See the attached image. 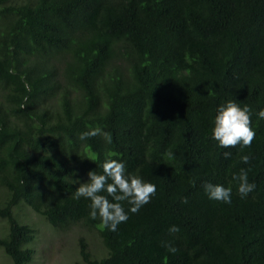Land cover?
<instances>
[{
    "label": "trees",
    "instance_id": "16d2710c",
    "mask_svg": "<svg viewBox=\"0 0 264 264\" xmlns=\"http://www.w3.org/2000/svg\"><path fill=\"white\" fill-rule=\"evenodd\" d=\"M227 101L252 109L250 148L212 138ZM261 109L264 0H0V247L12 264L34 259L26 205L96 236L103 253L81 235L76 264H264ZM94 128L112 143L79 139ZM108 159L157 188L137 213L123 202L115 232L75 198ZM241 169L256 185L246 198ZM205 183L230 187L231 203L209 199Z\"/></svg>",
    "mask_w": 264,
    "mask_h": 264
},
{
    "label": "clouds",
    "instance_id": "9594fccd",
    "mask_svg": "<svg viewBox=\"0 0 264 264\" xmlns=\"http://www.w3.org/2000/svg\"><path fill=\"white\" fill-rule=\"evenodd\" d=\"M24 87L31 91V85L27 82ZM23 99L24 103L20 105L21 108L27 105L28 97L25 96ZM257 116L264 119V109L259 110ZM96 136H102L107 143H112V135L100 128L82 132L79 139L86 140ZM255 136L256 133L252 128V109L248 105L241 107L234 101H227L226 104L218 108L212 138L218 142L219 147L226 149L237 146L241 149L250 148ZM223 155L225 159H229L232 153L226 151ZM241 160L245 164H250L251 156L243 155ZM102 168V174H97L94 171L88 173L89 180L77 187L75 198L83 197L90 200V217L92 219L99 217L102 229L106 228L115 232L119 224L128 220V211L137 213L156 195L157 188L155 184L146 182L139 176L128 174L122 160L108 159L103 163ZM233 179L238 182L237 191L241 198H246L255 190L256 185L249 182L247 170L241 169L239 174L233 176ZM203 187L209 199L231 203L232 189L230 187L213 183H205ZM108 197L112 199L109 200ZM123 202L130 205L128 211H125ZM183 202H188L186 197ZM179 230L176 225L169 228V232L172 234L178 233ZM164 247L170 253L178 251L171 243L166 242ZM78 256L80 259L79 250Z\"/></svg>",
    "mask_w": 264,
    "mask_h": 264
},
{
    "label": "rangeland",
    "instance_id": "374dc122",
    "mask_svg": "<svg viewBox=\"0 0 264 264\" xmlns=\"http://www.w3.org/2000/svg\"><path fill=\"white\" fill-rule=\"evenodd\" d=\"M18 216L22 222L33 225L37 230L35 240L27 245L34 249V259L27 264H76L80 260L78 241L81 235L87 237L94 252L103 253L99 240L85 227L73 225L67 230L56 229L26 205L20 208ZM4 229L5 224L0 220V236H5ZM0 264H12L11 257L2 247H0Z\"/></svg>",
    "mask_w": 264,
    "mask_h": 264
}]
</instances>
